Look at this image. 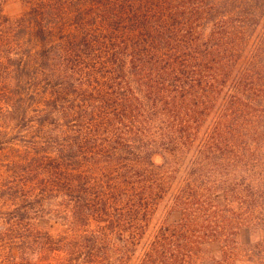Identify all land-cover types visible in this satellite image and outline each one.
<instances>
[{
	"label": "trees",
	"instance_id": "obj_1",
	"mask_svg": "<svg viewBox=\"0 0 264 264\" xmlns=\"http://www.w3.org/2000/svg\"><path fill=\"white\" fill-rule=\"evenodd\" d=\"M22 1L0 5L6 223L60 216L90 235L62 264H115L110 235L134 252L157 171L182 169L140 264H264V0Z\"/></svg>",
	"mask_w": 264,
	"mask_h": 264
},
{
	"label": "rangeland",
	"instance_id": "obj_2",
	"mask_svg": "<svg viewBox=\"0 0 264 264\" xmlns=\"http://www.w3.org/2000/svg\"><path fill=\"white\" fill-rule=\"evenodd\" d=\"M0 5L2 6L4 14L10 18H16L20 16L26 9L27 4L22 0H0ZM260 110L261 108L258 107ZM230 123L226 125V131L223 137L229 141H234V130H229ZM214 126L212 125L210 119L206 122L204 127H202L201 135L208 133L206 138L209 140L213 137ZM200 138L196 141L198 143ZM192 155V151L188 158ZM5 158H3L2 153H0V181L7 177L5 172ZM159 176L163 178V190L157 193L154 205L151 207V212L146 220V227L142 238L138 240L135 246L131 247L134 252L125 253L123 244L120 241V237L113 232L110 235L109 249L105 253V257H110L112 263L120 264H140L145 251L150 247L154 236L157 234L160 227L167 224H174L179 221L180 213L175 207L174 197L185 188L184 174L182 169L175 174H171V170L163 169L157 171ZM169 176L171 178H169ZM187 190V189H185ZM222 200V199H221ZM236 204H230L229 207L235 208ZM3 209H6L3 208ZM44 209L48 211V207L44 206ZM4 211V210H2ZM0 216V264H62L67 263L70 259L71 254L78 248L79 241L85 239L88 243L90 240V235L85 234L83 231L86 228H70L68 223L64 221L60 216L55 217L51 213L41 214L40 217H35L32 219L33 223L38 231H41L43 235H36L35 233L16 232L11 226L6 223L7 221ZM105 225V224H100ZM94 224H92V227ZM27 233L30 235L29 239L22 240L21 235ZM81 234V235H80ZM23 235V236H26ZM248 232L246 230L241 231V239L244 242L249 240ZM88 237V238H82ZM24 238V237H23ZM51 241L52 247L44 244L45 242ZM23 242H28V244H23ZM55 249V250H54ZM102 252V251H101ZM124 252V253H123ZM80 256V255H79ZM77 256V258L79 257ZM83 260V257H80Z\"/></svg>",
	"mask_w": 264,
	"mask_h": 264
}]
</instances>
